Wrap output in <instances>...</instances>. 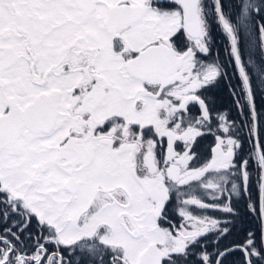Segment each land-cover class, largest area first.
I'll return each mask as SVG.
<instances>
[{
  "label": "flooded vegetation",
  "instance_id": "obj_1",
  "mask_svg": "<svg viewBox=\"0 0 264 264\" xmlns=\"http://www.w3.org/2000/svg\"><path fill=\"white\" fill-rule=\"evenodd\" d=\"M173 8L182 10L179 0H0V171L10 165L17 168L14 172L22 171L23 158L28 154L36 165L31 171L43 173V157L48 156L46 169L50 163L55 172L63 169L68 179L63 190L76 200L78 175L100 173L107 152L119 154L117 157L126 152L130 159L134 153L133 159L141 167L139 179L150 177L151 162L143 165L150 154L160 161L158 168L166 169L165 156L183 150L185 138L181 137L185 134L177 135L186 128L180 126H186L189 113L200 107L198 93L202 85L187 83L183 77L188 70L200 76L199 57L205 53L200 43L195 44L196 40L184 32L183 11L180 29L168 38H141L143 25L149 24L153 15L170 17ZM97 28L106 48L93 33ZM44 34H50V53L46 57L43 46L48 38ZM203 48L206 50L205 43ZM123 83L138 92L129 96ZM171 88L178 93L174 98ZM155 109L168 114L163 115L166 122L161 133L152 123L157 116ZM141 113L151 121L141 123ZM219 162L227 161L219 159L216 164ZM31 179L28 186L43 177L40 174ZM4 180L8 179L0 176V214L26 216L21 224L11 226L7 233L10 236L0 238V247L20 244L21 232L35 233L36 238L29 244L35 253L19 254L17 264H133L127 258L123 262L124 247L114 244L115 234L106 231L102 222L76 240L58 243L54 229L45 224L42 215L29 209L25 196L10 193ZM119 187L121 192L115 188L105 193L101 190L94 202L86 205L84 221L105 212L108 200L111 205L123 207L125 199L128 206L131 195ZM152 187L158 224L163 231L167 228L171 237L183 239L176 250H186V256L155 245L145 254L146 264H219V258L199 256L203 229L182 225L183 211L204 209V202L189 192L193 188L202 192V187L193 180L179 193L172 181H166L160 193ZM62 192L58 190L56 197ZM157 203L161 204L158 214ZM122 213L127 221L122 222L123 230L138 237L136 221L125 211ZM109 236L112 241L106 240ZM11 237L17 241L15 245L9 241ZM11 247L3 256L1 248L0 264L10 261ZM159 248H165V254L161 255ZM253 258L256 263L264 262L263 256Z\"/></svg>",
  "mask_w": 264,
  "mask_h": 264
},
{
  "label": "trees",
  "instance_id": "obj_2",
  "mask_svg": "<svg viewBox=\"0 0 264 264\" xmlns=\"http://www.w3.org/2000/svg\"><path fill=\"white\" fill-rule=\"evenodd\" d=\"M218 3L221 16L235 39L237 55L250 88L252 107L233 58L229 37L219 23L216 0H201L199 7L200 16L205 19L206 50L199 61L202 65L214 67L217 74L208 84L202 85L198 93L205 112L200 106L195 107L194 113H189L190 123L202 131L190 146L188 155L194 169L206 163L212 167L211 150L220 143L223 147L230 146L226 153H231L227 160L231 166L219 173L206 174L211 181L227 179L222 192L219 189L212 191L217 198H208L198 189L189 191L192 192L190 196L217 210H208L211 215L218 219L227 217L226 221H220L219 232L212 231L206 235L207 244L200 246L198 252L203 258H219V264H264L254 262L253 258L257 255L264 257L260 213L261 167L253 121L254 113L256 140L264 166V0H218ZM23 220L22 215L0 214V238L9 235L11 226L21 224L19 222ZM13 229L17 231L19 228ZM21 233L20 244L11 237L9 241L16 244L15 247L8 244L0 247L4 250L2 256L12 248L7 264H17L19 254L35 253L33 245H29L36 240L35 233ZM243 250L249 261L245 259Z\"/></svg>",
  "mask_w": 264,
  "mask_h": 264
},
{
  "label": "rangeland",
  "instance_id": "obj_3",
  "mask_svg": "<svg viewBox=\"0 0 264 264\" xmlns=\"http://www.w3.org/2000/svg\"><path fill=\"white\" fill-rule=\"evenodd\" d=\"M181 13L182 10L180 8L178 10L177 8H173L170 17L166 15H153L154 18L151 17L149 24L143 25L142 30H144V32L141 31V38L145 39V36H157L162 39L168 38L170 34H173L175 31H177V29H180ZM196 17L198 20L200 35L197 38H194V40H196L195 44L198 43L197 45H199L200 43V45L202 46L201 50L205 52L203 48L205 43V19L200 16L199 0L196 8ZM93 33H96V36L101 41L100 44H102L104 48H106L105 39L100 38L101 34L98 31V28ZM44 36L48 38L43 46V51L45 53L44 56L46 57L50 53V46L47 43L50 40V34L48 36L44 34ZM98 38L97 40L99 41ZM188 69L189 66L187 67V70ZM199 72L200 76H198L197 78L193 76L192 73L188 70L187 75L185 74V77H183V79L186 80L187 83L197 82L200 85H205L208 84L210 80L217 74V70L214 67L208 65H202L201 68H199ZM175 86H177V84ZM126 88H128L129 96L133 92H138L137 89L134 91V87H131L129 84L126 85V83H123V89ZM171 89L172 96L174 98V95L178 93H176V90L174 88ZM40 92L41 91H39V93ZM125 98H127V96H124V100ZM123 103L124 106L127 105L126 100L123 101ZM164 107H167L166 103H164ZM155 113L157 114V116L154 118V122L152 123L155 126L156 131L161 133L164 131V125L166 122L163 119V115L166 117L168 114H163V112L159 111L158 109H155ZM140 118L141 123L145 121L148 122L150 120V117H145L144 114L142 116V113L140 114ZM180 127L186 128L182 131L181 134L177 135L176 133L178 137L185 134L181 137V139L185 138V140L182 142L183 150L181 153L173 151L172 154H167V156H165V163H167L166 169L158 168V164L160 161L156 160L150 154V157L152 159L150 157H147L145 160H143V165L145 162H151L152 167H150L149 171L150 177L149 179H139L138 175H142L141 167L140 164L139 168L137 167V160L133 159L134 153H132V158L130 159L129 155L126 154V152L120 153L122 155H120L119 157H117L119 154L117 155L107 152V159L106 161H104L105 165H103L102 168L98 170L101 175H99L100 173L96 174L93 171L91 172V174L82 173L81 175H78L79 196L76 200H72L73 194L68 195L63 190L62 185L68 180L66 174L64 173V171H62L63 169H58V171L56 170L55 172V168L51 163L48 167L49 170L46 169L45 166L48 161V156L43 157V173L42 170L40 171L37 169L36 171H31L34 167H36V165L31 162L32 158L28 156V154H26L25 157L23 156L24 168H22V171H20L18 168L20 172H14V170H16L17 168H15L14 165H10L6 168H2V171H0V176L3 179H8L4 180V182L5 186L10 190V193H17V195L25 196V203L27 204L29 209L37 214L42 215L43 220H45V224L47 223L46 225H48V227H52V229H54V231L56 232V238L58 239L57 242L60 244H67L69 243L70 239L76 240L79 237L86 235L81 234L87 232V230H90V228L92 227L99 226L102 222L103 224H105L104 226L106 228V231L110 229L112 233L115 234L112 239L115 242L114 244H122V247H124L125 255L123 262H126L125 260L127 258V260L129 259L133 264H146L147 260H145V254L147 253V251H149V247L151 248L155 245L165 246L166 252L175 250L176 252H180L182 256H186V254H184L186 253V250H176V248L179 245L181 246V243H183V239H180V236L177 235L176 237H171L168 229L164 228L165 230L163 231L160 224H158V218L155 215V203L152 198L153 194L151 193L152 190L150 189H153L152 186H154L156 188L155 191L160 193V191H164V183L166 181H172L177 185L175 192L179 193L183 191V185H186L188 182L193 180L202 187V193H204L206 196H209L208 198H213L215 196L217 198V194L215 195V193H213L212 191L214 189H219L220 192H222L224 188H226L225 186L227 184V179H219V183L214 180H208V176L206 174H208L209 172L219 173L223 169L225 170V168H227L229 164L227 162H219L215 166L209 167L208 163H206L204 164V166L194 169V167L191 166V157H189L188 152L190 151V146L192 145V143H194L195 139L198 137L200 131L202 130L199 126L190 123L189 119L187 120L186 126ZM223 129L225 132L226 129L224 127ZM225 136L228 137V134H225ZM50 141L51 140H48L46 142L50 144ZM217 144L221 146L220 143ZM221 148L223 149V152L226 153V150L229 149L230 146H228L227 148V145H225V147L221 146ZM226 154L231 153L227 152ZM44 155H47V153H45ZM51 158L53 157L51 156ZM31 163L32 165L30 166ZM229 166H231V164ZM40 174L43 179H36V184L32 183L30 186H28L29 182L32 181L31 178L35 177V175L39 177ZM165 175L167 179H163ZM5 176L9 177L6 178ZM246 180L247 178L245 177L243 179L244 186L246 185ZM119 186L126 189L131 195L128 206L125 199L123 207L116 206L114 204L111 205V202L108 200V203H106L107 209L104 210L105 212H101L99 215L94 217L91 216V218H88L84 221V215L88 211V207L86 205H91V203L94 202L93 198L99 195V192H101V190L105 193L110 189L115 188L118 192H121V188ZM58 190H61L63 192L58 197H56L55 194ZM68 206L70 207L69 211L67 210ZM211 207V205L204 204V209L202 211L198 212L186 210L182 212V225L184 228L190 227V229L193 230L195 226H199L200 229L198 230L203 229L202 235L205 236L203 237V240L199 242V244L202 246H205L207 244L206 235L212 231L219 232L221 230L219 225L220 221L223 222L227 219L226 215L225 218L223 217L222 219H218V217L211 215L208 210L217 211L216 209H211ZM123 211H125L126 214H129L128 216H130L132 220L136 221L133 222L135 223V234L138 235V237L135 238V235H130L128 234V232L124 231L125 229L123 230L124 226L122 225V222H127L126 219L122 216V214H124L122 213ZM20 215L24 217L26 216L24 214ZM78 221L81 222L79 223L81 224L80 227H78ZM51 224L54 225V227ZM128 227L130 229L129 225ZM183 230L184 229L181 228V231ZM194 230H197V228ZM106 240L110 241L111 236L106 237ZM165 248H159L162 250L161 255L165 254Z\"/></svg>",
  "mask_w": 264,
  "mask_h": 264
},
{
  "label": "water",
  "instance_id": "obj_4",
  "mask_svg": "<svg viewBox=\"0 0 264 264\" xmlns=\"http://www.w3.org/2000/svg\"><path fill=\"white\" fill-rule=\"evenodd\" d=\"M179 3L181 5L182 11H183L182 28H183L184 32L192 39L197 38L200 35V29H199L198 20L196 17V8H197L198 0H179ZM216 4H217V14L219 17V23H220L222 29L224 30V32L229 37V40L231 43L233 58H234L238 73L241 77V80H242L244 86H245V89H246V92L248 95V99H249V103H250V107H252V100H251L249 84H248L247 78L245 76V73L242 69V66L240 64V61H239V58L237 55L236 43H235L233 33H232L230 27L225 24V22L221 16L218 0H216ZM199 105L202 107L203 111L205 112L204 105L201 101H199ZM253 121H254L255 147H256L258 161H259V164L261 167L260 213H261V218H262V242H263V247H264V214H263L264 166H263L262 156H261V153H260V150H259V147L257 144V140H256V125H255V120H254V113H253ZM211 152H212L213 164H215L217 162V160H219V159L229 160L231 157V154H226L223 152V149L221 148V146H219V144H216L212 148ZM157 207L158 208H157L156 213L158 214V211H159V208L161 207V204L159 205V203H157Z\"/></svg>",
  "mask_w": 264,
  "mask_h": 264
}]
</instances>
